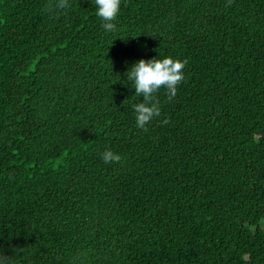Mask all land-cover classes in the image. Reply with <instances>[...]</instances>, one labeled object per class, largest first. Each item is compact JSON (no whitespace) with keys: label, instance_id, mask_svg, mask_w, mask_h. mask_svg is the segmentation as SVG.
I'll return each mask as SVG.
<instances>
[{"label":"trees","instance_id":"obj_1","mask_svg":"<svg viewBox=\"0 0 264 264\" xmlns=\"http://www.w3.org/2000/svg\"><path fill=\"white\" fill-rule=\"evenodd\" d=\"M48 2L0 0V249L264 264V0H121L114 33L94 0ZM165 56L185 78L144 131L125 73Z\"/></svg>","mask_w":264,"mask_h":264},{"label":"clouds","instance_id":"obj_2","mask_svg":"<svg viewBox=\"0 0 264 264\" xmlns=\"http://www.w3.org/2000/svg\"><path fill=\"white\" fill-rule=\"evenodd\" d=\"M96 14L102 20V27L106 32H116L114 21L120 11L121 0H94ZM70 7L69 0H49L44 11L55 18L60 15V10ZM186 60L175 59L172 56L151 59L141 58L134 62L126 71V81L131 82L135 88V95L143 97L141 102L133 105L136 114V127L147 131V125L154 118L160 116L161 108L157 93L163 88L171 100L177 93V87L184 80ZM164 123H168L165 119ZM104 163H119L121 155L106 149L101 153ZM14 251H17L16 249ZM0 264H13L11 255L0 249Z\"/></svg>","mask_w":264,"mask_h":264}]
</instances>
